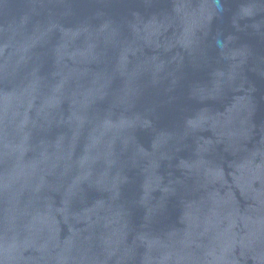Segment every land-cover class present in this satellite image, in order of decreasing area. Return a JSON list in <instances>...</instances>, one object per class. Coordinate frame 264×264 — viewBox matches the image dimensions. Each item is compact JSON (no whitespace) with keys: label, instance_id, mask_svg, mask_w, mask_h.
<instances>
[{"label":"water","instance_id":"1","mask_svg":"<svg viewBox=\"0 0 264 264\" xmlns=\"http://www.w3.org/2000/svg\"><path fill=\"white\" fill-rule=\"evenodd\" d=\"M0 264H264V0H0Z\"/></svg>","mask_w":264,"mask_h":264}]
</instances>
